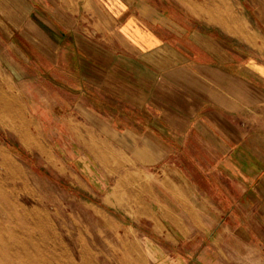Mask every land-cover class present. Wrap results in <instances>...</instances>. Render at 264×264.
<instances>
[{
	"label": "crops",
	"instance_id": "0c3cea01",
	"mask_svg": "<svg viewBox=\"0 0 264 264\" xmlns=\"http://www.w3.org/2000/svg\"><path fill=\"white\" fill-rule=\"evenodd\" d=\"M176 2L188 10L205 1ZM244 9L255 44L149 0H0V34L22 71L35 69L34 81L52 89L33 96L32 76L22 75L29 115L79 154L161 166L165 195H206L196 172L210 186L219 175L260 196L264 0H244Z\"/></svg>",
	"mask_w": 264,
	"mask_h": 264
},
{
	"label": "rangeland",
	"instance_id": "374dc122",
	"mask_svg": "<svg viewBox=\"0 0 264 264\" xmlns=\"http://www.w3.org/2000/svg\"><path fill=\"white\" fill-rule=\"evenodd\" d=\"M149 1L255 44L244 0H204L188 10L176 0ZM22 65L0 34V264H264V195H246L219 175L210 186L196 172L206 195H165L161 166L79 154L29 115L22 75L32 76L33 96L52 89Z\"/></svg>",
	"mask_w": 264,
	"mask_h": 264
},
{
	"label": "bare ground",
	"instance_id": "6f19581e",
	"mask_svg": "<svg viewBox=\"0 0 264 264\" xmlns=\"http://www.w3.org/2000/svg\"><path fill=\"white\" fill-rule=\"evenodd\" d=\"M1 93H2V92H1ZM0 100H1V99H0ZM8 100H9L8 98H6V99L4 98V100H3V104H4L5 107H11V106H12L13 109H14V107L17 108V107H16L17 104H16L14 101H13L14 103H13V105H12V103L9 102ZM1 101H2V100H1ZM14 104H15V106H14ZM17 109H18V108H17ZM14 246H15V245H14ZM20 250H21V249H20ZM53 251H54V250H53ZM18 252H19V250H18ZM22 252H23V251H22ZM24 252H25V251H24ZM24 252H23V254H24ZM53 254H54V252H53ZM17 255H18V254H17ZM12 256H13V255H12ZM15 256H16V255H15ZM16 257H17V256H16ZM48 261H50V260H48ZM48 261H45V262H48ZM45 262H44V263H45ZM52 262H53V261H52ZM41 264H42V263H41ZM47 264H48V263H47ZM55 264H56V263H55Z\"/></svg>",
	"mask_w": 264,
	"mask_h": 264
}]
</instances>
